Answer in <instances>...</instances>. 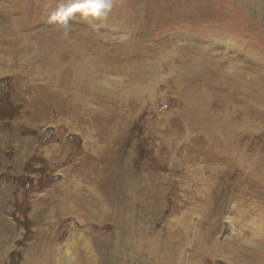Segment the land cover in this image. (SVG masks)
<instances>
[{"label": "rangeland", "instance_id": "1", "mask_svg": "<svg viewBox=\"0 0 264 264\" xmlns=\"http://www.w3.org/2000/svg\"><path fill=\"white\" fill-rule=\"evenodd\" d=\"M106 2L0 0V264H259L264 0Z\"/></svg>", "mask_w": 264, "mask_h": 264}, {"label": "bare ground", "instance_id": "2", "mask_svg": "<svg viewBox=\"0 0 264 264\" xmlns=\"http://www.w3.org/2000/svg\"><path fill=\"white\" fill-rule=\"evenodd\" d=\"M30 47V46H29ZM44 47V46H43ZM85 50L82 49L81 51H77L75 49V47L72 46V44H69L67 49H66V54L67 56L70 57V60H69V63L70 64H73L72 67H75L74 70H75V73H76V77H75V85H82L81 88L83 89L82 94L81 93H75L73 95V97H75L76 101L73 103L74 105H72L71 107L78 111V109L81 111V108L83 105H87L89 104L88 102V98L86 97V94L89 93L91 94L92 96V100H94L93 102H99L103 99L106 100V98L104 97L105 96V93L104 92H101L97 89V81L95 80V77L97 78V75L99 76L106 73V72H124V74L128 75V70L123 68V69H118V68H113L109 65H100V66H97L96 64H98L96 62L94 63H89L90 62V58L88 57L90 54L86 55V53L84 52ZM45 53V52H44ZM32 54V53H31ZM29 58V56H28ZM26 60H29L26 58ZM25 62V61H24ZM26 63V62H25ZM89 63V64H88ZM23 64V63H20V65ZM99 65V64H98ZM47 66V65H46ZM21 67V66H20ZM142 68V67H141ZM145 70V69H144ZM132 71V70H131ZM134 76L136 77H139L141 74V71H134L133 72ZM130 76V75H129ZM90 77V78H89ZM128 77V76H127ZM63 78V77H62ZM132 79V78H131ZM131 79L129 81H131ZM134 79V78H133ZM135 81V80H134ZM66 82V81H65ZM94 84H96V87L94 86ZM74 92V91H73ZM87 92V93H86ZM128 92V91H127ZM84 93V94H83ZM86 93V94H85ZM104 93V94H103ZM111 95H113L114 93H110ZM110 98L113 99V97L111 96ZM108 100V99H107ZM115 100V99H114ZM242 101V100H241ZM121 105V104H120ZM254 105V104H253ZM103 106V105H102ZM101 106V107H102ZM100 107V106H99ZM68 109V108H67ZM108 109H110L111 111L114 110L116 112L119 113H122L123 111H121L122 109V106H119V105H108L107 108H102V110H100V112H104V111H107ZM124 110V109H123ZM72 111V109H71ZM248 111V110H247ZM251 111L254 113L255 112V109L253 107V109L251 108ZM95 112L96 110L94 109H89V108H84V110H82V112H79V114H81V117L82 115H86V116H93L95 115ZM98 112V111H97ZM203 112V111H202ZM123 114V113H122ZM120 116H122L120 114ZM191 117H192V114H191ZM199 119V118H198ZM197 122V121H196ZM199 123V122H198ZM201 124V123H200ZM208 125V123H207ZM210 126V125H209ZM207 127V126H206ZM213 128V127H212ZM215 129V128H214ZM252 165V164H251ZM253 166V165H252ZM81 205L85 206V204L81 201L80 202ZM215 220V219H214ZM213 220V221H214ZM219 220V219H218ZM215 222V221H214ZM213 223V222H212ZM213 228V227H212ZM260 230H262V228H259ZM209 230V229H208ZM211 230V228H210ZM212 232V231H211ZM209 235V237L212 236V233L210 234H207ZM45 243V242H44ZM200 244V243H199ZM203 245V244H202ZM223 244L219 243L218 240L215 238L213 240V243L211 244L210 246V251L211 253H216V252H219L220 255H223L222 252H224V250L222 251V247ZM261 246V248L259 249V246ZM205 247V246H204ZM264 239L260 240L258 243H257V250H256V253H257V257L258 259H260V262H258L259 264H263L264 262ZM204 250V249H203ZM202 250V252H203ZM243 251L245 250L244 248L242 249ZM229 252H231V255L233 257L234 260H237V259H240L241 256L244 258V260L242 261V264H250L251 261H248V258H253V257H249V255L247 254H242L241 251H234V250H230ZM255 253V252H254ZM253 253V254H254ZM199 264V263H198ZM253 264V263H252Z\"/></svg>", "mask_w": 264, "mask_h": 264}, {"label": "clouds", "instance_id": "3", "mask_svg": "<svg viewBox=\"0 0 264 264\" xmlns=\"http://www.w3.org/2000/svg\"><path fill=\"white\" fill-rule=\"evenodd\" d=\"M99 7H100L101 9H110V8H111V0H107L106 3H101V4L99 5ZM105 14H106V13H105ZM94 15L99 16L100 13L97 12V13H95ZM53 19H55V16H53ZM66 34H67V33H65V35H66Z\"/></svg>", "mask_w": 264, "mask_h": 264}]
</instances>
